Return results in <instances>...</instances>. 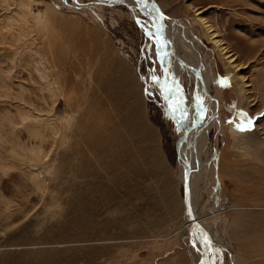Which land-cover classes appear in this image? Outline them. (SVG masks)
<instances>
[{"label": "rangeland", "instance_id": "1", "mask_svg": "<svg viewBox=\"0 0 264 264\" xmlns=\"http://www.w3.org/2000/svg\"><path fill=\"white\" fill-rule=\"evenodd\" d=\"M77 1L0 0V264H200L193 233L180 232L164 43L138 8ZM155 1L172 37L170 20L187 26L219 105L200 131L208 166L196 212L220 264H264V0ZM179 75L190 99L195 81L184 67Z\"/></svg>", "mask_w": 264, "mask_h": 264}, {"label": "bare ground", "instance_id": "2", "mask_svg": "<svg viewBox=\"0 0 264 264\" xmlns=\"http://www.w3.org/2000/svg\"><path fill=\"white\" fill-rule=\"evenodd\" d=\"M75 1L78 2L77 0H75ZM109 1H111V2L115 1L116 3H126L131 8H138L144 14H146L147 16H150L149 10L147 9V6L144 3V0L143 1L140 0L141 1V7H142L143 10L139 8L140 5L137 4L134 0H109ZM98 2L99 3L100 2H106V0H98ZM107 2H108V0H107ZM145 2H146V0H145ZM85 6H88V5H85ZM154 17L157 18V20H159V23L161 24V28H162L161 37L163 39L162 41H163V43L165 45V48L167 49V52L169 53L170 44H171V46L175 50V53H176L177 57L180 59V61H178L177 58H175L174 56L171 55V57H170V55H168L171 58L172 63H174V67H175L174 68L175 69V71H174L175 73H173L172 79L168 83V87L169 88H170V86L172 87L175 84V83H173L174 82V78L177 77V79H178V76H179L178 86H176L177 91H175V95L179 98V101L181 100V98L183 99L184 103H183L182 107L186 110V114L184 116H181L180 113H178V112L176 113L177 116H178L177 120H176L178 122V133H179L178 135H179L181 141L184 140L183 136H184V132H185V124L188 123V125L190 127V132L187 135L185 143H184L185 145H184V147L182 146V148H183L182 151L184 152V154L181 155L180 161H179L180 170H181L179 178H180L181 182H183V180H184V172H183V166L184 165H183V162L185 160H188L190 165H191V168H192V172H191V176H190V182H189V184H190V192H191L190 194H191L192 210H193V213L195 215V218L206 229V227L208 225L205 224V222L203 221L202 217L198 216V214L196 212V204H195L196 194L201 189V187L199 185L201 184L202 181H204V176H205L206 171H207L206 167L208 166V164L206 166H203L200 163V158H199L200 155L199 154L202 151L205 150V147L203 145L204 135H201L200 131H201V128L203 126L207 125V123L210 124V128H211V125L213 126L215 120L217 121V118H218V115H219L218 114L219 105H218V102L215 101L214 97L211 95V93L209 91V82H210V80L207 78L208 76H206V74H205V71H204L203 66H202L203 63L199 60L200 58L197 57V55H192L191 56L190 52H192V51L190 50V48H191V46H193V43L188 37V34H187L188 31H187V28H186L187 26H185L183 23H176L175 21L170 20V28L171 29H169V30L173 33V37H172L170 32L168 33V29L165 27L164 18L166 16L165 15L162 16L159 12H156ZM178 25H181L182 27L180 28ZM206 27H207V30L209 32H211L210 31L211 28L208 27V26H206ZM153 30H154V33L157 32V28L156 27ZM181 44H182L183 48H182ZM215 44H216L217 48H220L222 50L225 58H227V60H228V64L233 66L232 69L237 71V70H239V69H241L243 67V65H240V64L236 63V59L237 58H235L234 55H231L230 53H228L229 51L226 49L225 46L222 45L223 43L221 44V41L216 40ZM188 50H190V51H188ZM193 54H194V52H193ZM182 67H184V68H186L188 70L190 77L192 76V78L194 79L195 84H196V88L191 90V93H190V99H192V100L187 98L185 96L184 92H183L182 79H181V76L179 75V71L181 70ZM209 74H211V73H209ZM178 89H180L183 92L184 95ZM204 90L208 94V95H206L207 102L212 104V106H211V108L209 110H207V112H205V116L202 118V120H204V119H206V116H207V122H204L203 124L200 125L199 122L201 121V119H196V118H198V112H199L198 110H200L201 112L204 113L205 104L203 105V107H201L199 109V107L203 103H201V102L198 103L197 102V98L199 97V101L205 99L204 96H203L204 95ZM177 103L178 102H175L174 104H172V108H175ZM210 112L215 114V117L211 118V121H208V119L210 118L209 117V113ZM188 116L192 120H189L187 118ZM205 142H206V138H205ZM194 162H196L195 166L193 165ZM222 164L223 165H222L221 169L223 170V172H226V173L227 172L228 173L231 172V169H230L231 166L229 167L227 165L228 163L226 165H224V163H222ZM223 201H224V203L225 202L227 203V201H228V204H230L229 200L225 201V199H223ZM230 209L231 208H227V207L223 206L220 209L218 208L215 211H212V212H210L208 214L205 213L204 217L205 218L206 217H214L215 218V215L217 216V214H219L221 211L227 213V211L230 210ZM180 230H181L180 232L182 233V237H184V236L186 237V235H187L186 231L187 230L188 231L192 230L191 223L188 220H186L185 221V225ZM196 232L199 233V231H196ZM193 238H195L197 240L198 236L197 237H193ZM211 238L214 240L213 241V245H214V249H215L214 252L215 253H213L212 251H208L209 252V256H210V253L212 254V256L216 255L215 257H216V259H218L217 260L218 263H216V262L215 263L216 264H220L222 262V260H223V255H222L223 252H222V250L220 248L221 246L219 245V243L216 242L217 241L216 238H214L213 236ZM199 246H200V244H199ZM200 249H201V246H200Z\"/></svg>", "mask_w": 264, "mask_h": 264}, {"label": "water", "instance_id": "3", "mask_svg": "<svg viewBox=\"0 0 264 264\" xmlns=\"http://www.w3.org/2000/svg\"><path fill=\"white\" fill-rule=\"evenodd\" d=\"M137 4L140 5V9H142L141 7V1L140 0H134ZM143 1V0H142ZM144 3L146 4L147 6V9L149 10V13H150V16L149 19L151 20V22L153 24L156 25V28H157V32L154 33L155 36H156V40H157V43L158 45H160V43L162 44V37H161V34H162V28H161V24L159 23V20H157V18H155V14L156 12H159L162 16H164V13L161 11V9L159 8V4L155 1V0H144ZM143 10V9H142ZM172 38V37H171ZM162 48H163V51H164V59H165V62L163 64V67H164V78H163V81H164V84H165V88L168 90V93H169V98L171 99V103L174 104L175 103V89H176V86H178V80H177V77L174 78V82L175 83L172 88H169L167 85V55H171L174 56L175 58H177L178 61H180V59L177 57L176 53H175V50L173 49V47L171 46L170 44V49H169V53L167 52V49L165 48V46L162 44ZM190 132V127L187 124H185V132H184V136H183V139L181 141V148L178 152V159L180 161V157L182 154H184V152L182 151V146L184 147V143H185V140H186V137L187 135L189 134ZM183 172H184V180H183V203H184V207H185V216H186V220H188L190 223H191V227H192V230H190L192 233L196 232V231H199V234L200 236H206L207 238H209L212 242L211 244V247H208V246H205V244L200 241V237L198 236L197 238V241L198 243L200 244L201 246V251H200V264H216L215 263V256L213 258L210 259L209 257V252L208 251H212L213 253H215V249H214V245H213V241H212V238L210 236V234L208 233V231L204 228V226L195 218V215L193 213V210H192V205H191V192H190V176H191V172H192V168H191V165L189 163L188 160H185L183 162Z\"/></svg>", "mask_w": 264, "mask_h": 264}, {"label": "snow or ice", "instance_id": "4", "mask_svg": "<svg viewBox=\"0 0 264 264\" xmlns=\"http://www.w3.org/2000/svg\"><path fill=\"white\" fill-rule=\"evenodd\" d=\"M145 27H146V26H145ZM153 79L158 81L160 78L154 76ZM167 98H168V97H165V99H167ZM197 102H198V103L200 102V101H199V97L197 98ZM183 103H184V101H183V99L181 98V100L177 103L176 107L172 109L173 113H177V112H178V113H180L181 116H184V115L186 114V110L182 107V106H183ZM244 115H246V114H244ZM247 123L250 124V123H251V120L249 119V120L247 121ZM237 127L240 128V130H245V129L242 127V125H240V124H238ZM193 236H194V237L199 236V237H200V241H202V242L205 244V246L211 247L212 242H211V240H210L209 238H207L206 236H200V234L197 233V232H194V233H193ZM192 243H193V246L195 247L196 244L198 243V241L194 238L193 241H192Z\"/></svg>", "mask_w": 264, "mask_h": 264}]
</instances>
